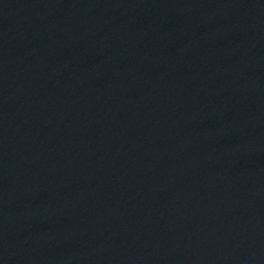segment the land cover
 <instances>
[{
    "label": "water",
    "instance_id": "water-1",
    "mask_svg": "<svg viewBox=\"0 0 264 264\" xmlns=\"http://www.w3.org/2000/svg\"><path fill=\"white\" fill-rule=\"evenodd\" d=\"M0 264H264V0H0Z\"/></svg>",
    "mask_w": 264,
    "mask_h": 264
}]
</instances>
